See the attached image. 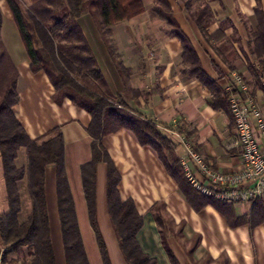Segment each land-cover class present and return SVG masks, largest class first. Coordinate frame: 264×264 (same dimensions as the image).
<instances>
[{"label": "crops", "instance_id": "crops-1", "mask_svg": "<svg viewBox=\"0 0 264 264\" xmlns=\"http://www.w3.org/2000/svg\"><path fill=\"white\" fill-rule=\"evenodd\" d=\"M152 1L150 4L147 0L149 10H146L141 0L143 13L118 22L110 29L108 41L126 70L124 79L120 77L92 19L87 15L79 19H87L84 23L88 33L83 28L82 31L108 90L112 95L123 94L132 111L143 120L154 123L178 144L179 163L186 156L181 136L213 170L237 172L241 161L239 150L232 148L235 128L222 110L213 108L212 93L198 80L188 77L189 66L184 62L182 44L177 37L169 35L166 22L152 10ZM166 1L176 27L193 50L205 76L223 90L228 99L229 77L233 74L240 76L247 88L246 95H250L264 117V85L263 79H260L261 86L257 85L255 73L261 68L254 53V39L260 22L264 29V0ZM22 2L30 6L29 0ZM201 4L209 8L213 17L205 33L191 18V13ZM0 12L1 39L18 74V104L13 109L14 116L31 140H39L54 130L60 131L66 177L88 262L102 264L99 252L95 256L98 247L89 223L81 179V166L91 160L92 138L87 132L91 117L69 99L60 98L44 72L31 71L5 0H0ZM90 36H94L93 45ZM250 86H254L252 93H249ZM99 143L120 176L117 186L120 201L131 200L142 218V227L135 236L137 244L155 264H264V221L255 226L250 221L231 226L212 205L198 211L192 209L154 149L140 145L134 134L126 129L103 137ZM26 164L27 159L17 166ZM188 166L194 178L201 181L195 163L190 162ZM106 177L107 165L100 162L95 171L97 226L110 264H126L110 222ZM45 196L56 264H65L53 166L45 170ZM224 205L230 208L235 219L249 220L255 209L254 203L251 206ZM156 215L167 221L162 227L164 240ZM88 248L94 256L93 262Z\"/></svg>", "mask_w": 264, "mask_h": 264}, {"label": "trees", "instance_id": "trees-1", "mask_svg": "<svg viewBox=\"0 0 264 264\" xmlns=\"http://www.w3.org/2000/svg\"><path fill=\"white\" fill-rule=\"evenodd\" d=\"M5 0L30 61L33 73L44 72L60 98L69 99L84 109L91 117L87 132L92 138L91 160L81 166V179L87 204L88 218L94 231L102 264H110L106 246L98 230L95 209V171L100 162L107 165L106 201L111 226L118 248L126 264H155L140 250L136 234L142 227V218L131 200L121 202L117 186L120 176L110 157L99 141L108 135L126 129L134 134L142 146H150L157 153L166 171L184 194L187 203L198 211L212 205L231 226L251 222L255 226L264 221V198L254 202L251 218L235 219L227 205L216 202L194 190L184 177L176 154L177 143L165 135L152 122L143 120L130 109L123 94L112 95L97 65L90 45L85 38L79 19L89 16L112 57L122 79L126 70L118 62L108 41L111 27L128 21L144 11L141 0ZM153 12L169 27V35L177 37L183 47L187 75L198 80L213 97L212 106L222 110L229 123L235 127L227 94L201 71L193 50L176 27L166 0H154ZM191 18L202 33L212 22L209 8L201 4L191 13ZM262 22L255 34L254 53L260 66L256 72L258 87L264 78V29ZM2 15L0 12V33ZM17 71L11 62L0 35V160L8 211L0 214V263H6L8 255L26 249L29 260L22 264H56L52 247L49 218L45 196V170L55 169V191L59 232L65 264H89L83 246L69 189L65 167L63 140L60 131L54 130L39 140H31L14 116L18 104L16 93ZM254 86L249 87L252 93ZM264 88V87H263ZM232 93L245 99L241 91ZM248 93V94H249ZM248 95L247 97H249ZM251 99V98H250ZM25 151L27 164L18 167L19 151ZM26 181L31 208L27 219L20 223L21 198L17 184ZM156 223L161 229L166 220L158 215ZM173 261V259H171ZM19 262L18 259L13 264Z\"/></svg>", "mask_w": 264, "mask_h": 264}, {"label": "built area", "instance_id": "built-area-1", "mask_svg": "<svg viewBox=\"0 0 264 264\" xmlns=\"http://www.w3.org/2000/svg\"><path fill=\"white\" fill-rule=\"evenodd\" d=\"M233 89L240 90L244 95L247 93L241 77L234 74L229 77L226 92L235 125L232 148L239 150L240 169L233 173L213 170L196 155L191 145L181 136L180 142L184 146L186 156L180 165L189 185L201 195L221 204L251 206L264 198V117L252 99L247 96L242 99L232 93ZM190 162L199 168L201 181L191 174L188 166Z\"/></svg>", "mask_w": 264, "mask_h": 264}, {"label": "rangeland", "instance_id": "rangeland-1", "mask_svg": "<svg viewBox=\"0 0 264 264\" xmlns=\"http://www.w3.org/2000/svg\"><path fill=\"white\" fill-rule=\"evenodd\" d=\"M142 1L144 3L146 10H149L147 0H142ZM152 2L153 1L150 0V4ZM147 12H149V11H147ZM153 16L155 17V15H153ZM85 18H88V17H85ZM86 20L87 19L82 18L81 20H79V24H80L81 28H83V31L88 33L87 28H86L85 23H84V21H86ZM94 30H96V29H94ZM94 32H96V31H94ZM88 35H90V34H88ZM90 37H91L90 42L93 45L94 36H90ZM112 61H113V59H112ZM118 62H120V60H118ZM113 63H114V61H113ZM114 65H115V63H114ZM25 160H26L25 151L23 149H21L19 151V158H18L16 164L18 166H20L23 162H25ZM17 187H18V190L20 193V198H21V213L19 214L18 219H19L20 223H23L29 215L31 203H30V197L28 195L27 188H26V181L24 180V181L19 182L17 184ZM5 197H6V193H5L4 181L2 179V165H1V160H0V214L6 213L8 211V205H7ZM3 252L0 250V255H2ZM87 252H88V255L90 256L91 261L93 262L94 256L92 255L90 248H88ZM96 252H98V250L95 251V256H96ZM111 255H112V253L110 254V256ZM0 259H1V257H0ZM15 259L19 260V264H22L23 260H26V261L29 260L26 249H23L21 251V253H19L18 255H16V254L8 255L6 257V264H13V261Z\"/></svg>", "mask_w": 264, "mask_h": 264}]
</instances>
